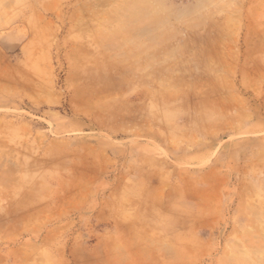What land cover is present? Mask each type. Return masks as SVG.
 I'll return each mask as SVG.
<instances>
[{"label":"rangeland","instance_id":"1","mask_svg":"<svg viewBox=\"0 0 264 264\" xmlns=\"http://www.w3.org/2000/svg\"><path fill=\"white\" fill-rule=\"evenodd\" d=\"M0 264H264V0H0Z\"/></svg>","mask_w":264,"mask_h":264},{"label":"crops","instance_id":"2","mask_svg":"<svg viewBox=\"0 0 264 264\" xmlns=\"http://www.w3.org/2000/svg\"><path fill=\"white\" fill-rule=\"evenodd\" d=\"M147 132H148V130H147ZM116 193L117 194H115V196L117 198L115 200H110V205H108L110 208L107 210V212L99 209V210H97V212L94 213L93 217L95 219L96 224H98L100 226H115L116 224H119V225H123L124 227H129V224H127V220H125V218H124V217H126V215H124V214H126L128 211V206L125 202L126 194L124 197H122L121 194H118V192H116ZM111 197H112V195H111ZM130 198L128 200H130ZM128 223H129V221H128ZM97 239L99 241H96L95 245L100 244L101 238H97ZM108 244H110V242ZM107 254L110 255L111 250H109V252L107 250ZM107 257H109V256H107Z\"/></svg>","mask_w":264,"mask_h":264}]
</instances>
